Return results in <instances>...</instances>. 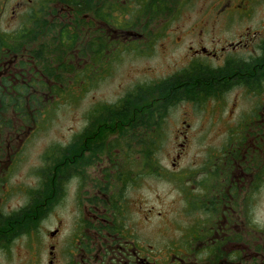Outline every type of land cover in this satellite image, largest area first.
<instances>
[{"label": "flooded vegetation", "instance_id": "af4514ba", "mask_svg": "<svg viewBox=\"0 0 264 264\" xmlns=\"http://www.w3.org/2000/svg\"><path fill=\"white\" fill-rule=\"evenodd\" d=\"M205 7L206 14L200 16L190 29L198 40L189 45L190 60L186 67L197 69L200 66L212 74L221 70L223 75L220 79L211 82L214 88L217 87V92L241 88L256 99L253 112L243 117V122L254 125L253 131L244 132L242 128V133L238 134L242 140L238 144V162L235 166H222L218 172H213L211 178H214V185L225 188L228 194L237 188L243 193L244 187L252 184L253 196H257L264 186V0H209ZM133 10H142L141 0H0V93H8L6 107L13 109L21 106L27 110L23 115L13 111V115L7 117L13 123L11 128L0 125V162L4 147L1 140L11 143L30 135V123L36 109L37 57L48 55L36 51L39 45L58 40L60 34H66L65 29L77 35L70 37L68 33L61 38H71L77 44L85 41L86 37L103 41L99 33H109L107 52L110 53L109 50L117 42L139 41L147 34L149 25L156 23L148 20L132 22L127 14ZM116 11H124L125 19H119ZM38 27L46 28L44 34L37 35ZM139 27L142 30H134ZM215 31L229 34L219 40L205 41V36ZM100 52V48L94 49L95 59ZM180 72L167 78L183 77ZM181 85L182 89L188 88L185 82ZM189 88L194 90L197 87L193 85ZM222 95L209 98L216 101ZM2 109L1 122L6 116ZM180 134L186 137L184 132L179 131ZM127 135L133 138L135 134L129 132ZM142 136L147 137L148 134ZM144 148L147 153V146ZM137 150L132 141L120 150L121 158L127 159L126 163L120 165L118 171L108 172L105 169L104 180L97 181L93 190L85 189L87 179L83 169L92 162L94 153L87 158L82 157L83 169L79 173L81 195L79 193L78 197L82 211L73 231L75 241H70V244L58 243L61 240L58 226L45 232L35 228L38 224L37 212L39 217L46 212L43 217L49 218L52 208L66 196L65 184L58 185V180L43 181L52 192L45 189L38 199L34 196L38 186L29 189L28 199L20 212L26 205L29 209L22 213L14 212L11 214L13 218L10 216L12 226L15 223L18 228H5V214L1 209L0 264H250V260L245 259L248 258L245 252L250 250V245L245 243V233L248 232L244 230V220L236 216L235 201H228L224 196L213 195L217 204L212 206L211 211H203L207 224L188 231L182 240L173 242L172 249L156 250L154 243L149 242L148 233L129 224L130 205L122 195L128 187L136 185V180L141 181L148 175V158L143 152L136 154ZM87 151L85 148L84 153ZM180 154L178 152L177 157ZM121 158L110 157L114 168L120 164L118 161ZM41 184L42 181H39V186ZM30 192H33L32 197ZM27 218L31 222L26 224ZM144 218H148L147 213H144ZM44 221L39 222V226ZM239 222L243 225L242 233L237 230ZM25 225L32 227L25 228ZM253 226V236H258L255 242L260 241L261 227ZM14 244L19 249L17 253L12 249ZM256 250L252 264H264V245L260 247L258 244ZM229 252L236 254V260L229 261ZM15 255L17 258H14ZM256 257L262 259L257 260Z\"/></svg>", "mask_w": 264, "mask_h": 264}, {"label": "rangeland", "instance_id": "374dc122", "mask_svg": "<svg viewBox=\"0 0 264 264\" xmlns=\"http://www.w3.org/2000/svg\"><path fill=\"white\" fill-rule=\"evenodd\" d=\"M174 1L175 4H167L166 11L161 12L157 18L150 17L149 0L144 11L133 10L127 14L135 23L148 20L158 24H150L147 34L139 41L117 42L109 50L110 56L107 52L109 33H99L103 41L86 37L83 39L85 41L77 44L74 59L69 57L64 60V65L73 72L63 71L60 77L62 80L49 81L50 87L61 86L66 91L64 95L50 97L53 109L49 111V108H45L30 135L12 140L11 143L1 140L4 147L0 162V210L5 215L20 212L28 199L29 189L39 186L37 171L45 164L43 155L56 145L69 144L75 137L78 149L83 146L89 150L84 155H81L82 151L79 154L77 171L80 174L83 169L82 156L87 158L94 153L92 162L83 169L87 179L85 189H95L97 181L104 180L105 169L108 172L115 169L110 157L115 158L122 153L118 148L109 152L108 147L111 143H123L121 138L128 121L120 120L124 127L122 131L114 132L110 127L92 125L89 114L95 107L118 101L138 85L155 83L184 70L190 60L189 45H193L195 39L198 40L190 29L200 16L206 14L205 5L209 0ZM116 15L121 20L126 17L124 11H116ZM134 30L140 31L142 28ZM228 34L215 31L204 39L219 40ZM97 48H100L101 54L95 59L94 54L97 52L94 53V49ZM104 53L107 55L103 56ZM105 67L107 69L101 71ZM60 82H66V86L60 85ZM255 103L256 99L252 95L241 88H235L225 92L216 101L213 98L199 103L186 100L167 108L168 111L162 117L165 122L159 129L161 136L156 144L157 151L153 156L159 173L148 174L141 181L136 180V185L128 187L122 195L130 205L129 224L148 233L149 242L154 243L155 249H172L174 241L182 240L193 228L207 224L202 209L194 206L200 200L205 201L199 204L209 200H206V192L202 191L201 184L206 181L211 183L214 171L218 172L222 166L233 164L228 163L227 153L231 149L238 150V144L242 141L238 134L242 133V128L244 132L253 131L254 125L243 122V117L253 112ZM179 131L184 132L186 137L178 135ZM97 144L102 146L95 152ZM138 146L137 142H133L134 148ZM178 152H181L179 157ZM125 161L122 159L118 163L124 164ZM79 173L64 179L66 196L52 208L49 218L43 217L46 212L41 217L37 212L38 224H35V228L45 232L58 226L61 229V240L58 243L62 245L70 244L76 238L73 231L82 211L78 200L79 193L81 195ZM216 186L210 193L211 200H214L213 195L216 194L222 198L224 196L228 201H235L234 206L238 210L236 216L244 220V230L248 232L245 233V243L250 245V250L245 252L248 258L245 259L252 264L253 253L257 252L256 246L264 245V186L257 196H253V186L249 183L243 193L237 188L228 194L225 188ZM228 205L231 203L228 202ZM144 213H147V219ZM44 219L39 226V222ZM25 220L26 224L31 222L29 218ZM255 224L261 227L260 241L257 242L258 236H253L252 231ZM16 228L18 226L14 223L12 229ZM237 230L243 232L242 222L237 224ZM12 249L15 253L19 250L15 244ZM196 260L203 262L201 259Z\"/></svg>", "mask_w": 264, "mask_h": 264}, {"label": "trees", "instance_id": "16d2710c", "mask_svg": "<svg viewBox=\"0 0 264 264\" xmlns=\"http://www.w3.org/2000/svg\"><path fill=\"white\" fill-rule=\"evenodd\" d=\"M141 2L142 10L144 11L148 2L145 3V0H141ZM167 4L173 5L175 4V1L149 0V10L151 13L150 17L157 18L158 14L160 16L161 12L166 11ZM45 30L46 28L38 27L37 35L44 34ZM64 31L66 34H60V38L58 40H54V42L50 44H42L36 50L37 52H44L46 53V55H48H42L41 57H37V92L39 94L36 93V109L34 118L30 123L32 127H34L35 124L39 123L41 116H43L44 114L45 108H49V111L53 109V103L52 100H50V97L57 95L61 96L64 95V93L66 92L64 89H61V86L50 87L51 84L49 81L62 80L63 78L60 77L63 71H65L66 73L73 72L69 70V68L66 66V64L64 65L63 62L66 58L68 59L69 57H72V59H74L73 57H75L77 53V41H71V38L68 40H63V38L68 33H70V37L75 36L77 34L72 33L68 29H65ZM62 36L63 38H61ZM105 54L106 53L102 55L105 56ZM199 67L200 66H198L197 69L195 68L196 70L194 68L191 69V67H185L184 70L180 72L181 74H183V77L176 76L175 78H166L155 83L148 82L146 84L138 85L132 91L125 94L118 101L95 107V110L89 114V120L94 126H106L110 127L114 132H120L124 127V124L120 122V120L128 121L124 128L125 134L123 136V143H111L108 147L109 152L112 151V149L114 148H119L120 150H123L125 148V145H128L134 139V136L133 138H130L127 133H139V139H137L139 146L136 147L138 148L136 154L141 155L140 152L146 154L148 158L149 175H154L155 173H158L159 167L153 160V156L156 154L157 151L156 144L159 141V138L156 135L160 127L165 122L163 120L164 118L162 117L168 111V109L181 101L195 100L197 103H199L200 101L204 100L207 96L209 98L213 97L214 95L216 96L217 94L222 95L224 94V92H226V90L217 92V87L214 88V85H212L211 83L214 82V80L220 79V76L223 75V71L220 70L218 71V73L215 72L214 74H212L211 71L209 72ZM104 69L107 68H102L101 71ZM76 78H78V76ZM184 82L187 83L188 88L186 89L181 88V84ZM53 84L56 85V83ZM59 84L66 86V82H60ZM193 85L197 88L191 90L189 87ZM6 96H8L7 92L0 93V108L3 107L2 111L4 112V114H6V116L4 117V121H0V125H5V127H7L6 129H9L12 127L13 123H11V120L7 117H11L13 115V111L20 112L23 115L24 112H27V110L26 108H22L21 106L17 108L14 107L13 109L6 107L8 106L7 101L9 100L6 99ZM20 101L21 100H19V102ZM144 126H146L145 133H147L149 136L148 140L146 136H144V138H142L143 136H141V128H143ZM102 132H104V130H102ZM100 146L102 145H96L95 152ZM145 146H147V153L145 151L146 148H144ZM84 150L85 148L83 146L82 149L77 148V139L75 137V139L69 144L65 146L56 145L43 155V160L45 164L41 169H38L37 171V175L39 176L40 181H42V184L34 191V196L36 197V199H38L42 195L45 189L50 190V192H52V189L49 188L47 184H43V181H45L46 179L58 180V185H60L61 183L64 184L65 178H69L73 174L77 175L79 173L77 171V167L79 164L78 158L80 156L79 154L81 151H83L81 155H84ZM117 157L121 158L119 154L117 155ZM227 157L229 159L228 163H233L230 166H235L238 162L239 150H237V148L229 150L227 153ZM120 165L123 164H116V171L119 170ZM213 182L214 178H212L211 183L206 181L201 184L202 191L206 192V200H209L206 201V203L202 204L199 203L205 200L198 201L197 205L194 203V206L198 207L197 209H202V211L204 212H209L212 210V206L217 204L214 200H211L210 198L211 191L217 187L216 185H214ZM220 188L223 189V187ZM30 195V197H32L33 192H30ZM28 209L29 207L28 205H26L23 211L19 213L27 211ZM12 215H5V228L7 229L12 228V223L10 224V216ZM216 254L220 256V253ZM228 257L229 261L236 260V254H233L231 252H229Z\"/></svg>", "mask_w": 264, "mask_h": 264}]
</instances>
